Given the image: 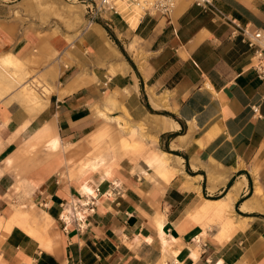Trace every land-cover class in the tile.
Segmentation results:
<instances>
[{"label":"crops","instance_id":"crops-1","mask_svg":"<svg viewBox=\"0 0 264 264\" xmlns=\"http://www.w3.org/2000/svg\"><path fill=\"white\" fill-rule=\"evenodd\" d=\"M215 6L71 42L0 0V264H264V80L234 25L264 0Z\"/></svg>","mask_w":264,"mask_h":264},{"label":"rangeland","instance_id":"rangeland-1","mask_svg":"<svg viewBox=\"0 0 264 264\" xmlns=\"http://www.w3.org/2000/svg\"><path fill=\"white\" fill-rule=\"evenodd\" d=\"M1 1L5 4L13 5L14 8L16 9L15 10L16 16L20 20L24 22L25 21L35 22L40 27V29H49V30L55 29L53 30V32H55L58 35L60 34L64 35L68 41H71L73 39V36L71 34L80 32L82 28H89L90 26H92V24H90L91 20L89 18V15L86 13L85 6L79 0H1ZM142 16H144V12ZM119 17L121 20H123V22H125L128 25L126 21L127 19L124 17V15L122 16L118 14H107L106 17H100L97 20H95L93 24L99 23L104 27H106L107 30L110 32L111 28L108 25V23L111 22V18L117 19ZM121 45L123 46V44ZM10 59L16 60V64H7L6 62L11 61ZM17 64H18L17 59L14 58L12 55L8 54L3 57L2 60L3 66L10 67V66H15ZM19 80L22 81L23 78L20 77ZM28 83H33V82H28ZM28 83L26 82L24 85ZM35 89H36L35 92H30V94L28 90H25V88L24 91H26L31 97H35L32 94L34 93L36 95L35 100H38L40 96L38 94L36 85H35ZM117 119L120 120V118H115V119L112 118V119H105V121H113ZM140 127L144 130L145 133H147L145 126L142 125ZM109 130L110 129L108 124L101 126L99 130V132L101 133L100 136L101 140L100 141L96 140L93 143L97 148L96 151L99 152H106L108 150H112V152L115 151L116 145L113 144L112 142H106L105 140L106 138L109 137L108 135ZM121 136L119 143H120V147L123 150L134 153V152H139L140 150H142V148H144L145 142L143 140L141 142V145L136 148L126 147L122 143ZM137 138H138L137 135L128 136V139L130 141L137 140ZM103 143L105 145H103Z\"/></svg>","mask_w":264,"mask_h":264},{"label":"built area","instance_id":"built-area-1","mask_svg":"<svg viewBox=\"0 0 264 264\" xmlns=\"http://www.w3.org/2000/svg\"><path fill=\"white\" fill-rule=\"evenodd\" d=\"M85 6L86 13L89 15L90 24L100 17H106L107 14H118L121 12L118 8L119 1L145 6L144 16H162L169 17L176 0H79ZM216 0H193L194 4L204 9H214L216 12H222L215 6ZM148 2V4H146ZM237 32L242 36L243 41L252 50L251 64L256 70L260 79L264 80V29L253 28L250 24L234 23ZM255 114L261 116L259 106H253ZM75 206V205H74ZM93 210V209H92ZM82 227V226H81Z\"/></svg>","mask_w":264,"mask_h":264},{"label":"bare ground","instance_id":"bare-ground-1","mask_svg":"<svg viewBox=\"0 0 264 264\" xmlns=\"http://www.w3.org/2000/svg\"><path fill=\"white\" fill-rule=\"evenodd\" d=\"M151 1V0H150ZM177 2H178V0H176V3H175V5H174V8H173V12H174V9H175V6H176V4H177ZM146 4H148V2L146 3ZM118 8H119V10H120V12H121V14H125L124 12L127 10V9H129V10H131L133 13L132 14H134V15H138L139 16V19H140V17H142V15H143V12H144V8H145V6H139V5H136V4H131V3H127L126 1H119L118 2ZM129 12V11H128ZM173 12H172V14H173ZM171 14V15H172ZM126 15V14H125ZM141 15V16H140ZM130 16H132V15H130ZM11 60V59H10ZM7 64H16V60H11V61H8V62H6ZM53 142V141H52ZM51 142V143H52ZM55 143H56V141H54ZM54 143V144H55ZM53 146V145H52Z\"/></svg>","mask_w":264,"mask_h":264},{"label":"trees","instance_id":"trees-1","mask_svg":"<svg viewBox=\"0 0 264 264\" xmlns=\"http://www.w3.org/2000/svg\"><path fill=\"white\" fill-rule=\"evenodd\" d=\"M113 37V39L116 41V43L121 47V50L126 54V51L124 50L123 46L121 45V43L114 37V35L112 33H110Z\"/></svg>","mask_w":264,"mask_h":264}]
</instances>
